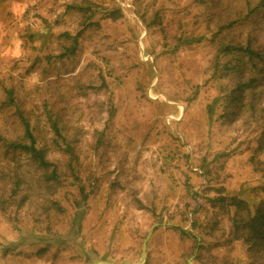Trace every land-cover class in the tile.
I'll use <instances>...</instances> for the list:
<instances>
[{"label":"rangeland","instance_id":"obj_1","mask_svg":"<svg viewBox=\"0 0 264 264\" xmlns=\"http://www.w3.org/2000/svg\"><path fill=\"white\" fill-rule=\"evenodd\" d=\"M260 1L0 0V264H255Z\"/></svg>","mask_w":264,"mask_h":264},{"label":"trees","instance_id":"obj_2","mask_svg":"<svg viewBox=\"0 0 264 264\" xmlns=\"http://www.w3.org/2000/svg\"><path fill=\"white\" fill-rule=\"evenodd\" d=\"M261 4L264 3V0L260 1ZM249 54H255L256 52H253L249 48H246ZM258 55V54H257ZM49 120L51 122L52 127L55 130V133L58 135V137L61 138V140L66 144V150L72 151V148H70V144L67 142L64 135H62L61 129L58 126L57 121L53 120L52 116L49 115ZM21 121L24 127V137L25 141H12L5 139L3 142V146L8 151H17L21 150L26 152L31 156V159L45 172H48L50 170V167L53 166V168L50 170L49 174L47 175L48 180H54L57 178V167L52 162L48 161L46 159V153H47V147L45 145H37V139L35 135L32 132V129L30 127L29 121L27 118H24L21 116ZM60 140V141H61ZM57 139L55 140V145L61 147V143ZM62 142V143H63ZM232 204L238 206L239 209L246 208L247 201L245 200H238L236 198L232 199ZM244 223V226H243ZM240 224L242 226H239L240 230L245 229L246 234L248 235L247 239H251L253 242V245L255 246V264L257 261L263 258L262 255H264V250H261V247L264 244V213L262 210L258 209L255 211V216L250 218L249 220H245L242 218L240 220ZM245 235V234H242ZM261 255V256H260Z\"/></svg>","mask_w":264,"mask_h":264},{"label":"water","instance_id":"obj_3","mask_svg":"<svg viewBox=\"0 0 264 264\" xmlns=\"http://www.w3.org/2000/svg\"><path fill=\"white\" fill-rule=\"evenodd\" d=\"M146 245H147V242L145 241L144 245H143V252H142V255L140 257V260L137 262V264H141V261L145 255V249H146ZM95 264H111V263H108V262H100V263H95Z\"/></svg>","mask_w":264,"mask_h":264}]
</instances>
